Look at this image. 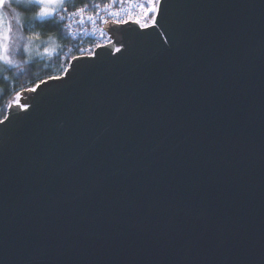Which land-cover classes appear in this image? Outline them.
I'll return each mask as SVG.
<instances>
[{
    "label": "water",
    "instance_id": "1",
    "mask_svg": "<svg viewBox=\"0 0 264 264\" xmlns=\"http://www.w3.org/2000/svg\"><path fill=\"white\" fill-rule=\"evenodd\" d=\"M164 6L9 109L0 264H264V0Z\"/></svg>",
    "mask_w": 264,
    "mask_h": 264
},
{
    "label": "trees",
    "instance_id": "2",
    "mask_svg": "<svg viewBox=\"0 0 264 264\" xmlns=\"http://www.w3.org/2000/svg\"><path fill=\"white\" fill-rule=\"evenodd\" d=\"M105 1L107 0H69L66 5L67 11L58 9L57 15L45 20L34 17L38 8L17 9L20 24H16L21 32L23 42L31 34L42 39L49 36L54 38L56 49L50 55L41 54L38 49V52L31 54L29 58H26L21 52L20 56H16V58L0 62V120L5 118L7 105L20 90L33 88L43 80L60 75L72 58L77 55L73 50L74 44L65 28V18L61 20L60 17H65L68 12L77 8L95 3L103 4Z\"/></svg>",
    "mask_w": 264,
    "mask_h": 264
},
{
    "label": "snow or ice",
    "instance_id": "3",
    "mask_svg": "<svg viewBox=\"0 0 264 264\" xmlns=\"http://www.w3.org/2000/svg\"><path fill=\"white\" fill-rule=\"evenodd\" d=\"M69 0H0V7H7L12 10V19L16 21V23L19 25L20 24V17L17 14V9H39L37 12H35V17H38L41 20L53 18L55 15L58 14L57 7L59 6V9L61 11H67V3ZM15 5V7H13ZM165 0H145V3L141 5L143 15L147 18L150 17L151 19V26L157 30H162L160 31V35L162 36H168L169 39H171V32L169 31V25L167 20L165 19L166 16V9H165ZM95 8H99V5H93ZM86 11L85 7H81L77 9V11L71 12L70 15L72 17L77 16V13L80 14V22H83L84 17L83 13ZM98 15V13H97ZM112 17H116V13H110ZM159 17V19H158ZM61 20L64 19L63 16L60 17ZM87 19L91 22H95L94 17L89 16ZM102 22L108 26L106 28L100 29V35L103 37L107 31H111V27L109 26V21L101 17ZM116 25L120 24H127L128 21L126 20H121L119 18H115L112 21ZM137 25H139L140 28H148L149 24L142 22L139 18H136L134 21ZM21 27L23 25H20ZM70 27V25H69ZM7 31L10 33L12 31V21L9 20L8 26H7ZM117 42L112 41L111 39L108 40V45H111L115 49L116 52H121L122 49L126 50L125 45L123 42H119L120 46H116ZM106 45L104 44H96V48L98 49H103ZM81 51H86L81 49ZM89 57L92 55H98V53H94L92 50H87ZM82 57H73V60H79ZM65 73H67V69H64ZM49 79L51 80H60V77H50ZM41 85L46 86L47 82L46 81H41ZM40 87V85H37L36 87L29 89L28 91L31 92H36L37 89ZM19 96V94H17ZM7 107L10 109L13 107V105L10 103L7 105ZM16 107L18 108H30L31 105L25 104V103H20L19 100H16ZM11 116H5L4 120H0V125L5 124L6 122H10Z\"/></svg>",
    "mask_w": 264,
    "mask_h": 264
},
{
    "label": "built area",
    "instance_id": "4",
    "mask_svg": "<svg viewBox=\"0 0 264 264\" xmlns=\"http://www.w3.org/2000/svg\"><path fill=\"white\" fill-rule=\"evenodd\" d=\"M144 3L145 0H107L103 4L95 3L89 7H85L86 11L83 13V22H80L79 13H77L75 17L70 15L71 12L77 11L79 8L68 12L69 17L65 23V28L74 44L73 50L77 53L74 57L89 56L87 50H92L94 52L97 49L95 47L96 44L108 43L110 37L107 33H105L103 37L100 35V29L106 26L102 22L101 17L108 20L110 23H113L112 21L115 18L126 21H135L136 18H139L142 22L148 23L149 26H151L152 22L150 17L146 18L142 12L141 5ZM97 4L99 8L93 7V5ZM110 13H116V17H112ZM89 16L94 17V23L87 19ZM81 49L86 51L82 52ZM64 72L65 71H63V73Z\"/></svg>",
    "mask_w": 264,
    "mask_h": 264
},
{
    "label": "rangeland",
    "instance_id": "5",
    "mask_svg": "<svg viewBox=\"0 0 264 264\" xmlns=\"http://www.w3.org/2000/svg\"><path fill=\"white\" fill-rule=\"evenodd\" d=\"M13 7H15V5H13ZM56 7L58 11L59 6ZM12 15L13 13L11 9L7 7H0V62H6L9 61L11 58H16V56H20L21 52L22 55L26 56V58H29L31 57V54H36V52H38V49L40 50V53L44 55H50L51 52L56 49V43H54V38L49 36L45 39H42L39 38L37 35L31 34L28 36L27 40L23 42L21 32L17 27L16 21L12 19ZM68 17V14H66V16L64 17L65 23L67 22ZM36 18L39 19L38 17ZM9 20L12 21V31L10 33L7 31ZM116 46L119 47L118 44H116ZM29 89L22 91L20 90L17 93L19 94V96H17L16 94L10 100L9 104L11 103L15 108L22 112L25 108L16 107V100L18 99L20 103L27 104L28 100L25 98L22 92L24 91L25 93H28ZM7 114H9V108L7 109L6 115Z\"/></svg>",
    "mask_w": 264,
    "mask_h": 264
},
{
    "label": "flooded vegetation",
    "instance_id": "6",
    "mask_svg": "<svg viewBox=\"0 0 264 264\" xmlns=\"http://www.w3.org/2000/svg\"><path fill=\"white\" fill-rule=\"evenodd\" d=\"M115 50V49H114Z\"/></svg>",
    "mask_w": 264,
    "mask_h": 264
}]
</instances>
